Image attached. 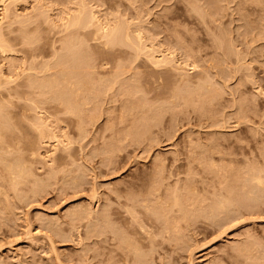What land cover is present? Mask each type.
<instances>
[{"label":"rangeland","instance_id":"1","mask_svg":"<svg viewBox=\"0 0 264 264\" xmlns=\"http://www.w3.org/2000/svg\"><path fill=\"white\" fill-rule=\"evenodd\" d=\"M82 4L130 40L90 55L75 113L32 110L16 83ZM1 32L0 264H264V0H0Z\"/></svg>","mask_w":264,"mask_h":264},{"label":"bare ground","instance_id":"2","mask_svg":"<svg viewBox=\"0 0 264 264\" xmlns=\"http://www.w3.org/2000/svg\"><path fill=\"white\" fill-rule=\"evenodd\" d=\"M85 8L86 7H84V5L82 4L76 13L71 15L68 19H66V21L63 22V28L61 31L64 32L65 34L58 40L59 41V48L55 52L56 58H55V61L53 63L55 65H49L46 62H42L40 65H37V64H34V62H32L31 66H29V67L31 69L36 70L35 75L33 73V74H31L33 76L30 77V74L25 73L23 71L24 73L22 75H25V78H24L25 80H23V78H22L23 81H21V79H20V81H18L16 83V85H18V87L19 86H22V87L25 86L26 87V89H22V90H20L21 87H19L20 89L17 88V89L13 90V93L17 94L18 96L30 98L31 93L32 92L35 93V91H37L36 97L30 99L32 101L31 102L32 105H29L28 108H30L32 110H36L37 108L42 107V103L45 104L46 102H51V103L54 102L53 103L54 107L57 110L61 109L62 111L64 110V111H69V112L75 113L74 112L75 106H76V109H78L77 104L74 101H71L70 98H72V100H73L74 99L73 96H77L82 91L89 90V87L92 84H96L97 86H100L103 83V81H98V79L95 81L91 77V75L95 73L94 68L96 66L93 64V62L92 63L89 62V59L93 56V54L98 55V56L109 54L110 51L112 50L113 46L123 39V36L129 42L131 36H130V32L128 29H126V28L123 29L124 31L122 33L121 32V25H119L117 23H114V24H111L109 22L108 23H101L99 21V18L97 17V15L94 13V11H92V9L87 11ZM138 31H139V29H138ZM140 34H141V32L140 33L138 32V34H137V31L135 33V36L139 40V43H141L140 38L142 37V36L140 37ZM24 35H25L24 37L26 39L24 41L26 42V44L24 43L22 51L26 54V56L28 55L29 57L30 56L31 57L32 56L33 57L39 56V54L42 51L41 50L42 48H40V47H42V46L41 45H40V47H39V45L34 46L32 40H30V38L25 33H24ZM88 36H90V37H88ZM90 38L93 39L94 41H96V43H97L94 46H91L93 48H89L90 45H89L88 41ZM4 41H5V39L3 38V34L1 32L0 33V52L3 53V52H7V51H14V49L10 48L8 46V44H6ZM16 43L18 44L19 42H16ZM15 44H12V45H15ZM144 46H146V45H144ZM90 55H92V56H90ZM98 56H96V57H98ZM151 58L153 59L152 62L154 63V65L165 64V63L170 62L169 56L164 55V54H162V56L160 58H158V57L154 56V54H152ZM93 59H95V57ZM58 66H60V67H58ZM52 67H54L56 70L49 73L48 71ZM56 67H58V68H56ZM99 67L104 68L103 64H101V66L99 65ZM19 76H21V74H19ZM8 82H9L8 79H1L0 78V87L3 84H6ZM203 82L204 81L202 80V83ZM199 83H200V85H199ZM199 83L197 84V86H202V85L204 86V84H202L201 82H199ZM8 89H12V88H8ZM182 91L183 90L181 89V92ZM3 93L4 92L1 91V94H3ZM10 93H9V95H10ZM44 93L45 94L48 93L50 95V97L46 96L47 97L46 98ZM179 93H180V91H177L175 93V95L179 96L180 95ZM11 95H12V93H11ZM70 96H72V97H70ZM86 102L87 101L85 100L84 103H86ZM77 103H78V101H77ZM80 104H78L79 107H80ZM76 109H75V111H76ZM79 110L77 112H80ZM2 113L4 115L5 112H1V114ZM9 114H8V117H9ZM5 116H7V115H5ZM0 119H1V117H0ZM0 121H2L1 122L2 124L7 122V120H5L3 118ZM77 121L80 123L83 120H81V118H79V120H77ZM1 123H0V125H1ZM43 124L44 123H43L42 117L40 115H34L32 117L31 125L34 127L33 129L38 130V133H40L41 135L44 136ZM81 124H82V122H81ZM7 125H8V123H7ZM4 127H3V129H5ZM6 128H8V126ZM137 128L139 129V127H137ZM131 129L132 128H130V130ZM2 137H3V135H2ZM60 141H58V142H60ZM68 143H70V142H68ZM2 145H3V143H2ZM65 148H66V146H65ZM8 149L9 148L7 147V151H8ZM1 158H2V160H5V159H3V157H1ZM51 158H52V156H51ZM57 159L61 161L63 158H62V156H58ZM54 161H56V160H54ZM19 165L20 164H18V162L12 163V161L5 164V169H6V172H8V174L10 175V180H12L11 182L17 183V181L19 180L18 178L21 176V174L23 172L22 167ZM7 175H5V176L8 177ZM252 175H251V178L249 177V181L254 180L256 182L255 184H257L258 186L262 184V187H263L262 189H264V186H263L264 185V183H263L264 177H262L261 175H253V176Z\"/></svg>","mask_w":264,"mask_h":264}]
</instances>
